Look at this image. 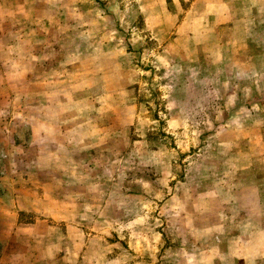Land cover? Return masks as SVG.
Wrapping results in <instances>:
<instances>
[{"label": "rangeland", "instance_id": "rangeland-1", "mask_svg": "<svg viewBox=\"0 0 264 264\" xmlns=\"http://www.w3.org/2000/svg\"><path fill=\"white\" fill-rule=\"evenodd\" d=\"M222 8L0 0V264H264V215H214L264 169V0Z\"/></svg>", "mask_w": 264, "mask_h": 264}, {"label": "crops", "instance_id": "crops-1", "mask_svg": "<svg viewBox=\"0 0 264 264\" xmlns=\"http://www.w3.org/2000/svg\"><path fill=\"white\" fill-rule=\"evenodd\" d=\"M236 2H242V1H245V0H235ZM215 3L217 4V6L220 8V9H223L222 7L225 5L226 3V0H215ZM229 4V3H227ZM192 10H195L194 7H193V4L190 8L186 9L185 11L183 10V12H185L183 15L184 18L181 20L180 22V25H183L184 24V19L189 15V13L192 11ZM235 12V11H234ZM179 13V12H178ZM178 13L176 16H178ZM206 13H203V15H205ZM214 15H218L220 17H223L225 15L227 16H231L233 15V10H229L228 13L226 11L224 12H221V13H218V12H214ZM175 15H170L169 17L174 19ZM9 30V29H8ZM8 47V46H6ZM47 71H49V68L46 69ZM44 76L45 77H42V78H45V79H42V78H38L40 80V82H44V81H48L49 83L51 82H58L57 80H59L58 78H64L63 75L61 74H50V73H45L44 72ZM35 92L37 93H32L30 95H27L25 94L24 96H28V97H33V98H43L45 96H47V92H40L39 89H36ZM55 94H59V96L61 97H64V96H68L69 95V91L68 92H60V91H57L55 90L54 91ZM49 96V95H48ZM36 102L35 103V112H36V116L34 118H32L30 121H29V126L30 128L34 131V134H33V138H39V141H43V142H49L51 140H54V142H56V140H58L55 136L59 135L58 137L59 140V144L61 146H64L65 148H67L68 146V141L61 136V134L59 133H56L55 134V131L58 130L60 131L62 128H63V125L64 124H55L54 122H51L49 121V118H47L46 115L47 112L49 113V107L46 106L45 104L41 103L42 101L41 100H38V101H34ZM54 112V111H53ZM39 130V131H38ZM51 132H53V134H51ZM42 133V134H41ZM52 137V139H51ZM42 138V139H40ZM245 173V172H244ZM246 173H249L247 174V178H249L250 176H254V177H257L258 179L257 180H251V181H248L250 183H247V182H241V183H237L235 184L237 186V190L239 192V194H241L243 197H244V200H241L240 198H236L235 197L233 198V195H228L231 199V202L230 201H227V202H220L222 204V206H219L218 207V210H216V212L214 213L215 217H221V223L224 224V220H228L229 222L231 220L235 221H244L246 222L248 219L249 220H252L253 223H259L261 224L262 223V220H263V215H264V169L263 170H256V169H251L249 170L248 172ZM243 175V173H242ZM240 175V176H242ZM250 175V176H249ZM240 176H237V180H242L244 179L243 177H240ZM219 179V178H218ZM234 183V182H232ZM241 185V186H240ZM213 196L215 194H217V192L213 191L211 193ZM210 195V194H209ZM211 195V196H212ZM216 197V195H215ZM220 200V199H219ZM225 200V199H224ZM52 201V204L47 202V204H44V206L47 208H49V206L51 207V205L53 206H58V202H53V200L51 199ZM55 205H54V204ZM30 209H32V205L29 207ZM40 208L41 205H40ZM56 208V207H55ZM219 209H222V211L220 212ZM233 211V212H231ZM237 211V212H236ZM210 216V214H209ZM216 217V218H217Z\"/></svg>", "mask_w": 264, "mask_h": 264}]
</instances>
